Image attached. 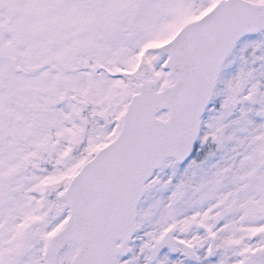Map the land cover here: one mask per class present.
Here are the masks:
<instances>
[{
	"label": "rangeland",
	"instance_id": "1",
	"mask_svg": "<svg viewBox=\"0 0 264 264\" xmlns=\"http://www.w3.org/2000/svg\"><path fill=\"white\" fill-rule=\"evenodd\" d=\"M188 2L0 0V56L17 65L0 62V264H48L47 246L68 219L70 179L120 132L135 93L131 84L142 83L144 65L159 89L173 82L161 69L167 56L158 44L216 0H198L192 12ZM113 27L121 32L116 44L108 41ZM135 49L138 61L144 52L143 66L123 60ZM28 50L38 55L32 73ZM254 93L256 107L247 103ZM6 103L31 110L17 138ZM159 117L168 119L166 113ZM17 140L54 168L30 164ZM139 223L143 240L122 264H175L179 249L155 257L149 245L171 227L195 248L193 255H208L205 230H211L220 255L211 264H237L245 252L264 246V33L244 38L226 62L195 157L184 166L169 161L156 173ZM77 251L72 245L63 264Z\"/></svg>",
	"mask_w": 264,
	"mask_h": 264
},
{
	"label": "water",
	"instance_id": "2",
	"mask_svg": "<svg viewBox=\"0 0 264 264\" xmlns=\"http://www.w3.org/2000/svg\"><path fill=\"white\" fill-rule=\"evenodd\" d=\"M193 29L214 30L215 33L208 34V38ZM262 31L264 6L254 7L241 0L224 1L209 18L193 26L191 37L181 38L172 47L164 49L171 55L168 68L176 78V85L157 93L155 83H144L141 95L135 98L130 108L120 139L85 167L67 192L71 225L69 231L57 238V246L67 245L77 239L75 234L84 235L88 228L89 232L93 230L101 234V249L112 254V247L98 231L95 218L104 216V221L107 219L102 214L108 212L109 204L120 188L127 184L136 186L146 176L147 179L153 176L155 170L161 167L151 158L154 152L157 157L163 156L164 160L172 156L179 161L191 154L198 139L200 117L213 96L225 61L244 36ZM118 40L119 32L113 30L110 41L115 43ZM211 43L217 45L215 57L210 60V54L206 53L204 61H208L198 62V56L204 53L203 46ZM208 50L212 52L211 47ZM250 102L255 105L256 97ZM162 110L171 114L167 123L156 119ZM173 137L177 138L166 140ZM98 206L103 208L101 213L96 214ZM134 219L136 221V216ZM67 238L69 241L66 243ZM57 246L53 243L50 247L51 264H60L58 256L63 251ZM89 253L90 250H81L74 264ZM212 253L215 255L214 247Z\"/></svg>",
	"mask_w": 264,
	"mask_h": 264
},
{
	"label": "trees",
	"instance_id": "3",
	"mask_svg": "<svg viewBox=\"0 0 264 264\" xmlns=\"http://www.w3.org/2000/svg\"><path fill=\"white\" fill-rule=\"evenodd\" d=\"M13 110H14V115L16 116V118L19 117L20 115L26 117V114H25L23 111H20V110H18V109H16V108H13ZM15 123H16V122H15ZM16 126H17V125L14 124V126H13V133H15V131H16Z\"/></svg>",
	"mask_w": 264,
	"mask_h": 264
}]
</instances>
